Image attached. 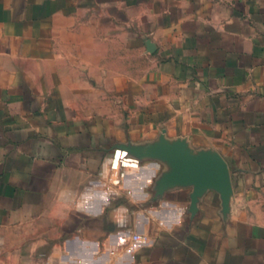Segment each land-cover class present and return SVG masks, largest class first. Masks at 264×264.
<instances>
[{
    "label": "crops",
    "instance_id": "obj_1",
    "mask_svg": "<svg viewBox=\"0 0 264 264\" xmlns=\"http://www.w3.org/2000/svg\"><path fill=\"white\" fill-rule=\"evenodd\" d=\"M0 264H264V0H0Z\"/></svg>",
    "mask_w": 264,
    "mask_h": 264
}]
</instances>
